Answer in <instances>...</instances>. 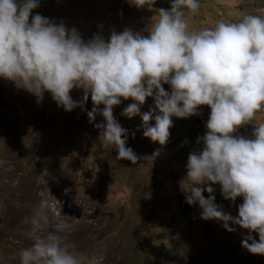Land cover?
<instances>
[{"label": "rangeland", "instance_id": "374dc122", "mask_svg": "<svg viewBox=\"0 0 264 264\" xmlns=\"http://www.w3.org/2000/svg\"><path fill=\"white\" fill-rule=\"evenodd\" d=\"M170 2L154 0L137 8L129 0H39L33 15L76 29L86 42L97 34L107 40L112 31L125 29L146 36L151 19ZM199 2V10L187 18L190 31L264 8V0ZM70 95L79 100L82 90L74 88ZM130 103L115 106L114 116L129 130L127 146L141 157L136 164L117 160L115 149L100 142L99 130L80 108L66 112L49 93L38 103L0 78V264H20L21 251L34 237L57 225L68 226L62 235L80 264L93 257L99 264H264V256L242 247L246 230L230 223L235 231L229 232L220 221L201 219L199 206L186 204L179 190L188 154L203 147L196 140L206 131L210 108L201 106L200 115L187 119L173 117L169 140L161 146L143 136L139 116L121 115ZM153 104L148 97L141 112ZM85 107L91 110L90 97ZM261 122L264 110L235 135L251 137ZM212 187L215 202L236 216L242 198L233 203L223 198L220 185Z\"/></svg>", "mask_w": 264, "mask_h": 264}, {"label": "clouds", "instance_id": "9594fccd", "mask_svg": "<svg viewBox=\"0 0 264 264\" xmlns=\"http://www.w3.org/2000/svg\"><path fill=\"white\" fill-rule=\"evenodd\" d=\"M129 3L143 8L154 0ZM39 6V0H0V78L38 103L49 93L66 112L80 108L99 130L100 142L115 149L117 160L132 164L141 157L127 146L129 130L114 116L123 100L133 103L121 115L139 116L143 136L161 146L173 117L187 119L200 115L201 106L210 108L206 131L196 140L203 147L188 154L179 190L186 204L199 206L201 219L220 221L229 232L235 231L230 223L246 230L242 247L264 256V122L251 137L235 135L264 110V8L190 31L187 18L199 10V0H171L151 19L146 36L125 29L85 42L76 29L33 15ZM74 88L82 90L79 100L70 95ZM89 97L91 110L85 107ZM148 97L154 104L141 112ZM212 185H220L225 200L242 198L236 216L215 202ZM67 227L36 235L21 251L20 264H80L62 235ZM89 264L99 261L93 257Z\"/></svg>", "mask_w": 264, "mask_h": 264}, {"label": "bare ground", "instance_id": "6f19581e", "mask_svg": "<svg viewBox=\"0 0 264 264\" xmlns=\"http://www.w3.org/2000/svg\"><path fill=\"white\" fill-rule=\"evenodd\" d=\"M1 176H2V172H1V168H0V178H1Z\"/></svg>", "mask_w": 264, "mask_h": 264}]
</instances>
